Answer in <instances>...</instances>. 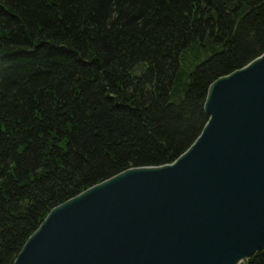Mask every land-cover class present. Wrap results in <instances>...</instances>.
Listing matches in <instances>:
<instances>
[{
    "label": "trees",
    "instance_id": "1",
    "mask_svg": "<svg viewBox=\"0 0 264 264\" xmlns=\"http://www.w3.org/2000/svg\"><path fill=\"white\" fill-rule=\"evenodd\" d=\"M263 52L264 0H0V264L54 206L173 162Z\"/></svg>",
    "mask_w": 264,
    "mask_h": 264
},
{
    "label": "water",
    "instance_id": "2",
    "mask_svg": "<svg viewBox=\"0 0 264 264\" xmlns=\"http://www.w3.org/2000/svg\"><path fill=\"white\" fill-rule=\"evenodd\" d=\"M204 111L173 162L54 206L13 264H248L264 249V52L214 80Z\"/></svg>",
    "mask_w": 264,
    "mask_h": 264
}]
</instances>
